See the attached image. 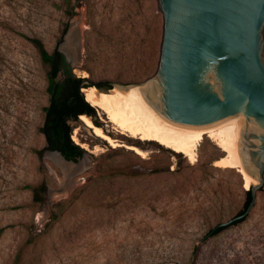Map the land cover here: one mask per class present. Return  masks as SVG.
Instances as JSON below:
<instances>
[{"label": "rangeland", "instance_id": "rangeland-1", "mask_svg": "<svg viewBox=\"0 0 264 264\" xmlns=\"http://www.w3.org/2000/svg\"><path fill=\"white\" fill-rule=\"evenodd\" d=\"M76 19L81 62L72 72L85 87L142 83L158 67L157 0H0V264H264V182L242 221L209 235L244 210L246 189L236 168L213 164L225 154L206 137L190 162L119 134L93 107V123L146 157L112 147L77 118L71 138L86 148L77 144L84 154L67 162L86 166L67 178L40 132L48 67L24 37L51 53ZM41 183L34 202L25 186Z\"/></svg>", "mask_w": 264, "mask_h": 264}, {"label": "water", "instance_id": "water-1", "mask_svg": "<svg viewBox=\"0 0 264 264\" xmlns=\"http://www.w3.org/2000/svg\"><path fill=\"white\" fill-rule=\"evenodd\" d=\"M157 3L163 32L155 74L138 84H109L125 90L136 85L161 116L182 126L208 128L242 118L239 154L245 173L256 184L250 186V201L243 212L218 224L211 235L245 218L264 182V0ZM74 23L70 22L58 50L71 68L81 62V31ZM49 154L68 161L58 151ZM85 166L73 169L67 178ZM70 183L56 192L70 190Z\"/></svg>", "mask_w": 264, "mask_h": 264}, {"label": "bare ground", "instance_id": "bare-ground-1", "mask_svg": "<svg viewBox=\"0 0 264 264\" xmlns=\"http://www.w3.org/2000/svg\"><path fill=\"white\" fill-rule=\"evenodd\" d=\"M74 21V24L79 26V20ZM82 91L85 101L92 107L102 111L106 116V120L119 134L140 141L154 142L166 149L182 154L190 162L196 160L197 148L206 137L214 141L225 154L214 161L213 164L216 167L236 168L243 176L246 190L252 184H256V180L245 173L239 154L240 133L243 126V120L240 116L208 128L186 127L161 116L155 107L146 101L136 85L126 90L113 87L107 92L99 91L96 87L91 86L82 88ZM78 119L93 135L106 141L112 147L116 148L123 145L141 157H146V152L142 149L134 145L118 143L101 127L96 126L90 116L82 114ZM72 140L75 144H79L84 149L86 148L85 145L78 142L77 137L73 136ZM57 162L65 173H70L75 168L80 169L84 165L82 163L75 167L72 162H64L58 157ZM72 185L71 183L70 189ZM65 191L69 192V190Z\"/></svg>", "mask_w": 264, "mask_h": 264}, {"label": "trees", "instance_id": "trees-1", "mask_svg": "<svg viewBox=\"0 0 264 264\" xmlns=\"http://www.w3.org/2000/svg\"><path fill=\"white\" fill-rule=\"evenodd\" d=\"M24 38L35 47L41 62L48 67L46 86L48 104L43 109L44 120L40 128L46 140L47 149L60 152L66 160L81 157L84 151L72 140V129L69 122L76 121L80 114L95 116L93 107L80 93L83 78L73 74V69L65 62L64 56L58 50L55 49L50 53L38 38L26 36ZM95 125L100 127V125ZM25 188L31 191L34 202H41V195L46 189L44 183L38 186H25ZM250 190L251 188L245 191L244 209L250 201ZM242 220H237L232 225ZM225 228L215 230L212 236Z\"/></svg>", "mask_w": 264, "mask_h": 264}]
</instances>
